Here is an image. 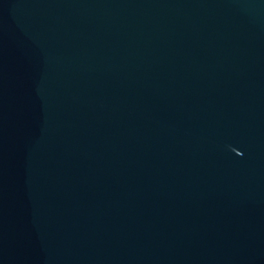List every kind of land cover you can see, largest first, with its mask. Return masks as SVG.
Returning <instances> with one entry per match:
<instances>
[{
    "label": "water",
    "instance_id": "obj_1",
    "mask_svg": "<svg viewBox=\"0 0 264 264\" xmlns=\"http://www.w3.org/2000/svg\"><path fill=\"white\" fill-rule=\"evenodd\" d=\"M0 264H264V0H0Z\"/></svg>",
    "mask_w": 264,
    "mask_h": 264
}]
</instances>
